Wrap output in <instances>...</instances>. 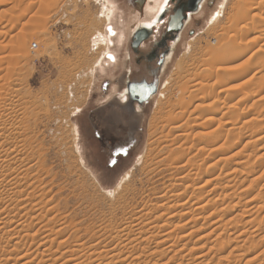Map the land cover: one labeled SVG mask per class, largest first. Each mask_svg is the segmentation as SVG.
Segmentation results:
<instances>
[{
	"label": "rangeland",
	"instance_id": "1",
	"mask_svg": "<svg viewBox=\"0 0 264 264\" xmlns=\"http://www.w3.org/2000/svg\"><path fill=\"white\" fill-rule=\"evenodd\" d=\"M107 1L115 5L112 14ZM137 1L0 0V115L6 111L5 108L11 115L20 114L22 119L19 127L24 135L25 148L29 150L27 154L29 156L34 154V158L39 159L36 155L38 153L39 163H41V170L38 171L37 167L31 170L29 173L31 181L26 182L29 184L36 180L35 188L29 189L25 186L24 189V184L22 188L26 193H32V189L35 195L43 193L36 203L37 208L33 205L36 199L33 195L30 199L32 203L30 200L24 202V209L18 211L20 214L16 209L10 212L11 218L17 221L19 227L23 225V230L28 224L30 225L29 229L33 231L27 232L33 234V241H25L24 231L11 237L9 232V234L6 233L11 227L0 226L2 230L0 231V264H18L17 256H15L18 252H27L30 257L36 258L35 256L44 247V245H38L42 235H45L42 229H49L51 226L54 229L49 238L55 240L53 244L46 242L45 247L51 244L55 257L53 255L47 258L63 256L66 258L62 257L63 259L59 261L65 260L68 263L67 255L68 258L75 257L72 260L76 262L69 264H264V88H259V82H257L259 85L256 83L257 86L254 85L255 82H250L251 84L236 89L240 94L237 97L242 99L237 97L227 99L225 95H219L220 98L216 101L219 106L215 113V121L211 124L204 123L203 129H201L202 126L193 128L192 135H189L193 141L196 139L193 133L197 132L196 129L203 131L202 133L212 130L208 135L211 134L212 137H207L209 140L206 145H208H204L205 151L204 148L202 152L195 150L194 146L188 150V153H191L188 156L196 153L200 157H196L195 160L196 165L202 167H200L202 170L199 175L201 177L199 180L196 179L198 181L196 184L205 182L207 176L203 173L209 171L207 168L211 166L210 163L222 156L215 170L222 176L234 168L235 171L228 176L233 180H231L233 187H231V194L228 196L223 194L227 188L224 187L226 182H223L222 177L220 182H223L221 183L223 186L220 184L212 194L207 195L208 198L213 197L209 203L214 204L205 207L201 213H191L190 216V214H183V209L173 215V212L179 210L176 206L165 210V214L159 216L160 213L155 214L151 208L159 202L157 201L160 200L159 195L166 187L174 184L176 189L173 192H177L183 189L187 181L191 183L188 179L187 181L182 179L179 173L170 170L172 155H169L168 150L176 151L179 143L170 145L169 139L174 138V135L169 137L167 132L171 123L177 120L172 121L171 118L176 116L178 120L180 119L177 120L178 123H182L181 131L190 126V120L186 117H191L190 111L194 109L195 100L186 110L173 102L176 101V92L186 76L191 77V81H201L202 84L214 82L213 78L205 77L207 81L203 80L204 65L202 64L206 58L205 47L212 41L211 39L217 37L219 39L224 32L231 34L235 28L238 29L242 22L239 24L234 22L232 17L230 18L238 0H204L202 8L189 15L181 38L178 37L177 42H174L176 44L174 52L167 61L164 71L162 73L159 71V64L155 61L152 62L155 65L153 73L139 71L141 76L156 80L158 89L140 110L136 130L137 143L128 155L111 153L119 142L124 141L123 130L118 135L122 139H114L109 145L97 138L94 132V128L98 133H103V130H100L101 126L97 121L94 124L95 127H92L89 111L100 103L101 97L98 94L102 91L104 77L107 75H97L99 68L95 65L102 59L104 53L117 49L115 33H110L109 28L112 26L117 30L120 20H125L127 15L131 17L130 22L135 20L133 13L139 8ZM175 1L170 4L167 13H173ZM185 1H176V6L179 7ZM260 1L264 3V0ZM260 1L250 4L255 6L257 3L260 4ZM263 3L257 4L258 8L256 6L257 9L253 11L257 15L255 23L262 25L264 24ZM215 15L218 17L211 24L210 20ZM252 24L251 28H253ZM260 28H257L259 31L251 32V34L246 33L245 30L238 33L242 38L244 34L246 40H252L257 36L255 42L251 41L253 42L251 45L254 49L261 45L259 52L262 51L261 59L264 60V26L263 30ZM164 30L165 25L158 24L149 43L141 44L140 49L147 48L154 40L160 39ZM20 36L24 37L22 48H19L21 50L16 46L17 38ZM109 37L112 40H108ZM170 41L169 38L165 40L167 46L172 44L173 41ZM33 42L37 44L36 48L31 47ZM121 42L123 44L116 51L120 61H122V52L128 54L129 50L126 41ZM162 49H158V55ZM132 57L134 65V56ZM243 58L244 56L239 57L233 64L240 66ZM180 60L182 64L178 68L177 63ZM122 68L119 67L118 71L114 72L115 78L117 75L119 77V74L123 75ZM124 69L126 70L125 67ZM188 71L192 74L186 73ZM250 72L247 76H251ZM231 84L220 83L217 87L221 89V86L224 88ZM189 85L183 88L187 93L192 89ZM76 89L77 94H75ZM90 91L94 92L93 95ZM214 94L215 92L208 96L207 102L214 99ZM181 110L189 114H183V111L180 114ZM195 111L198 110L195 109ZM171 113L174 114L171 115ZM228 120V123H235L236 129L231 134L226 131L227 126L221 124ZM4 124L8 126L6 122ZM214 130H216L215 135L211 133ZM178 133L181 132L178 130ZM256 136H262V139L251 142ZM210 139L213 140V144L212 142L209 144ZM188 144H184L183 147H187ZM5 148H8L6 143ZM242 156L248 158L241 164L234 165L231 161L239 160ZM185 158L186 156L183 157L182 162H185ZM187 167L190 166L187 165ZM192 191V188H187L185 193L176 196V200L180 201ZM22 194L19 198L24 197V193ZM200 196L203 197L201 200L206 197L205 194ZM250 199H252L251 202H248ZM146 207L148 209L150 207L151 210H147ZM4 208L7 210L11 208V205L10 207L0 205V212ZM50 210L53 215L48 214ZM140 211H149V215L154 214L150 215L152 216L150 220L155 221L153 224L156 228L142 226L139 228L141 230H132L133 232H130L126 239L123 238L122 242L111 239L121 225H125L126 221ZM209 211H213V214L208 215ZM154 216L159 217L154 218ZM192 217L197 218L194 223L187 220ZM215 218L220 219L221 227L212 225ZM21 221L24 222L20 223ZM37 228H40L38 232ZM166 233L171 235L164 238ZM59 242L62 244L60 248ZM78 244L81 245L79 249ZM98 252L108 255L106 256L108 259L97 260ZM88 253L92 254L90 258L87 257ZM93 255H96V258ZM112 255L119 260L108 261ZM1 257H6L8 260ZM35 261L34 264H36Z\"/></svg>",
	"mask_w": 264,
	"mask_h": 264
},
{
	"label": "bare ground",
	"instance_id": "2",
	"mask_svg": "<svg viewBox=\"0 0 264 264\" xmlns=\"http://www.w3.org/2000/svg\"><path fill=\"white\" fill-rule=\"evenodd\" d=\"M150 1H152V2H150ZM155 1H157V0H146V3L147 4H145V10L144 11H142L141 12V15H137L136 16V19L135 20H133L132 22H130V20H131V17L130 16H128L127 15V17H125V22H126V20H127V27L128 28H132L134 25H140V24H144V23H146V24H149L150 23V20H151V16H152V14H153V12L155 11V9H156V6H155V4L157 3H155ZM169 1V0H168ZM202 1L203 0H200V2H199V7H200V4L202 3ZM237 1V0H236ZM254 1H257V0H238V2H237V4H236V6L233 8V14H232V16L230 15V18L232 17V19H233V21L234 22H236V23H239V22H242L241 24H242V26L240 27V25L238 26V29H236L235 28V30H234V27H233V30H234V32L233 33H231V34H227L226 32H224L223 34H221V37L218 39V37L217 38H213V39H211L212 41H210L209 42V44H207V46L205 47V56H206V58H205V60H203L204 62V64H202V65H204L203 67V70H202V72H203V74H202V76H203V80H205V81H207V79H209V78H213L214 79V82L213 83H211V84H207V82H205V83H203L202 84V82L201 81H195V80H193V81H191V77H189V78H187V76H186V78H185V80H184V82H181V83H183V84H180V87L178 88V91L176 92V97L175 98H177L176 99V101H174L173 103L175 104V105H178L180 108H183V109H185L186 110V108L188 107V106H190L193 102H194V100H195V103H194V109L192 110V111H190L191 113V117H189V116H187L186 118L188 119V120H190L189 122L191 123H189L190 124V126L186 129V128H184V126H183V128L184 129H186V131H184V129H183V131H181V129L180 128H182V126H181V124L180 123H178V121L180 120H178V117L176 116V117H173V118H171V120L172 121H174V120H176L175 122H172L171 123V126L169 127V131L167 132V133H169V137L171 136V135H174V138L173 137H171L172 139H169V140H171V144H170V141H169V144L170 145H172V143H174L175 145L177 144L178 145V143H179V146H177L178 147V149H176V151L175 150H173V152H171V150L169 149L168 150V152H169V155H172V161H170L171 163L170 164H172V166H169V167H171L170 168V170H172V171H174V172H176L178 175H180V177H182V179H188L191 183H188V181L186 182V184L183 186V189L182 190H179V191H177V192H173V190L174 189H176L175 188V185L174 184H171L170 185V187H166L165 189H163L162 191H161V193H160V195H159V197H160V200H157V201H159V202H157V203H155L154 204V206L153 207H151L152 208V211H154L155 212V214H158V213H160L159 214V216H161V215H163V214H165V210L167 211L169 208H172V207H178L179 208V210H177V211H175V212H173V215L175 214H178L179 213V211H181V210H183L184 212H183V214H190V216L193 214V213H201V211L206 207L207 208V206H209V205H211V204H214L213 202H211V203H209L212 199H213V197H211V198H208V196L207 195H210V194H212L216 189H217V187H219V185L221 184V183H223V182H226V184L224 185V187L225 188H227L226 189V191L225 192H223V194H225V195H229V194H231V187H232V182H231V178L229 179V177L228 176H230L229 174H231L233 171H235L234 170V168H232V170L231 171H229V172H227V173H225L224 175H222L221 176V174L220 173H216V167H217V165H218V163H219V161H220V159H222V156H221V158L219 157V158H217L213 163H210L211 164V166L209 167V168H207V170H209V171H204L205 173H203V175H206L207 176V179L206 180H204L205 182H203V184H201V183H199V185H197L196 183L198 182L196 179H198L199 180V177H201V176H199L200 174H201V165H196L197 163H195V160L199 157V156H197V154L196 153H193V151H192V155L191 156H188V154H191V153H188V150L192 147V146H194V147H196L195 148V150H200L201 152H202V150H203V148H204V145H206V143H207V141L209 140V138H207V137H210L211 136V134H210V136H208L209 135V132L210 131H212V130H210V131H208L207 133H202L203 131H200L199 129H196L197 130V132H193V133H195V135H194V137L196 138H194L195 140H193V141H191V139L189 138V135L191 136L192 134H191V130L193 129V128H195V127H199V128H201V126H202V128L201 129H203L204 128V126H203V124L205 123V124H207V123H212V122H214L215 121V119H216V116H215V113H216V110H218V106H217V102L216 101H218L219 100V95H221V94H223V95H225V97L227 98V99H230V98H235V97H237V96H239L240 94H239V92H238V90H236V89H239V88H243V87H245V85L247 86V84H249L250 82H255L254 83V85L257 83V82H259V88L260 89H262V88H264V72L262 73V70H264V60L263 59H261L262 57H261V52H259L260 51V46H258L256 49H254L253 47H252V45H251V43H253V42H255L254 40H256V37L257 36H255V38L253 37V39L252 40H246L245 38H244V34H243V38H242V36L240 37L239 36V33L238 32H240L241 33V31H244L245 30V32L246 33H250L251 34V32H257V28H260V27H262L263 28V26H264V24L262 25L261 23L259 24V23H255V20H256V17H257V15L253 12L254 11V9L256 8V6H257V8H258V5H260L261 3H263V2H261L260 0V4H258L257 2V4L255 5V6H251V2H254ZM186 2V1H185ZM107 3H109V10L111 11V14L113 13V7H115V5H114V3L113 2H108L107 1ZM149 3H151V4H149ZM153 3H155V4H153ZM183 4V3H182ZM250 4V6H248ZM263 5H264V3H263ZM262 5V6H263ZM165 6V5H164ZM180 6V5H179ZM183 6H185V3L183 4ZM199 7L196 9V11L199 9ZM178 8V7H177ZM256 8V9H257ZM261 8V7H260ZM263 8H264V6H263ZM163 10V9H162ZM160 11L161 13H159V16H158V18L154 21V22H157V21H159L161 18H162V16H163V14H164V11H167V7L165 6L164 7V10L163 11ZM262 10V9H261ZM187 12V14L186 15H184L183 14V12ZM256 11V10H255ZM132 12V11H131ZM195 12V11H194ZM105 13V12H104ZM151 13V14H150ZM191 13H193V12H188V9L187 8H185V9H183L182 10V19L184 20V19H188L189 18V15L191 14ZM260 14V13H259ZM262 14V13H261ZM103 15V14H102ZM105 15H106V13H105ZM108 15V14H107ZM109 16V15H108ZM175 16V18L176 17H178L179 16V14L176 16V15H174ZM217 17H218V15L216 16H214L210 21H211V24H213L215 21H216V19H217ZM258 17H260V16H258ZM230 18H229V20H230ZM227 19H228V17H227ZM259 19V22L261 21L260 20V18H258ZM263 19V18H262ZM129 20V21H128ZM123 21H124V19H123ZM232 22V21H231ZM258 22V21H257ZM251 23H253L252 24V27L253 28H251L250 26H251ZM119 24H120V27H121V30L123 31V28H122V23H120L119 22ZM250 24V25H249ZM183 25L184 24H182V27H183ZM235 25V24H234ZM231 26V25H230ZM232 26H233V24H232ZM181 27V28H182ZM226 27V26H225ZM249 27L252 29H249ZM146 29L145 30H147L148 29V27H145ZM181 28H180V30H181ZM230 28V27H229ZM262 28H260L261 30H263ZM109 29H111V31H109L110 33H115V35L114 36H116V42L117 43H119L121 40H122V38H123V36H124V34L122 33V32H116L117 30L115 29V28H113L112 26H110V28ZM231 29V28H230ZM118 30H119V28H118ZM180 30L179 31H177V34L175 35V37H173V39H172V41L173 42H175L176 41V39L178 38V33L180 32ZM259 31V30H258ZM261 32V31H260ZM147 33V32H146ZM221 33H222V31H221ZM242 33H244V32H242ZM258 34H259V32H258ZM218 35H219V33H218ZM261 35H263V33L261 34ZM215 37V36H214ZM259 39L261 38V37H258ZM23 39H24V37H22V36H20V37H18L17 38V41H16V46H17V48L19 49V48H22L21 46V44H22V42H23ZM108 40H112V38H110L109 37V39ZM117 40H119V41H117ZM137 41H139L138 40V37H137ZM251 41H253V42H251ZM113 42V41H112ZM207 43V42H206ZM262 44V43H261ZM36 47H37V44H36ZM36 47H34V48H36ZM251 47L254 49H252L251 50ZM117 48V47H116ZM19 50H21V49H19ZM114 51H116V49L114 50ZM26 52V51H25ZM106 53H109V54H111V56L113 57V51L112 50H110V51H107ZM169 53H170V46L168 47V51H167V53H166V55H169ZM103 56H104V54H103ZM241 56H244V60H242V62H241V65L240 66H236L235 64H233L235 61H237L238 59H239V57H241ZM103 59H101V60H99V62L97 63V65H95V66H97L98 68H99V70H102L103 69V61H102ZM182 64V61L180 60L178 63H177V65H178V68H180V65ZM240 64V63H239ZM97 67H95V69L97 68ZM194 67V66H193ZM254 69V70H253ZM253 71L252 73L250 72V71ZM189 72L190 71H188V72H186V73H188L189 74ZM194 72V71H193ZM251 73V76L249 75V76H247V74L248 73ZM195 73H196V71H195ZM190 74H192L191 72H190ZM187 75V74H186ZM195 75V74H194ZM198 75H199V73H198ZM190 76V75H189ZM192 76V75H191ZM197 76V75H196ZM200 76V75H199ZM193 77H195V76H193ZM205 77H207V79L205 78ZM249 77V78H248ZM198 78V77H197ZM202 78V77H201ZM194 79H196V78H194ZM200 80V79H199ZM195 81V82H194ZM188 83H190V85L188 84ZM215 83V84H214ZM220 83H234V84H231V85H228V86H226V87H224V88H222L223 86H221L220 88L221 89H219V87H217V85L219 86V84ZM251 84V83H250ZM257 84H256V86H257ZM186 85H189L190 87L192 86V89L189 91V93H187L186 92V90L185 89H183L184 87H187ZM253 85V84H252ZM188 86V87H189ZM248 86H251V85H248ZM217 87V89H215ZM251 88H252V86H251ZM190 89V88H189ZM254 90V89H253ZM75 91H77L75 94H77L78 93V90L76 89ZM82 91H83V89H82ZM237 91V92H236ZM195 92V93H194ZM213 92H215V94L213 95L214 96V99L213 100H211V101H208L207 102V99H209L208 98V96H211V94L213 93ZM245 92V91H244ZM187 93V94H186ZM194 94V95H193ZM244 94V93H243ZM246 94H247V92H246ZM242 95V94H241ZM76 97V96H75ZM224 97V98H225ZM238 98V97H237ZM238 99H242V98H238ZM245 99V98H244ZM139 101L141 102V98L139 99ZM240 101V100H239ZM238 101V102H239ZM173 105V104H172ZM221 106V105H220ZM222 107H223V104H222ZM226 107V106H225ZM221 108V107H220ZM12 109V108H11ZM188 109V108H187ZM195 109H197L198 111H195ZM230 109V108H229ZM4 110H6V111H3V113L0 115V118H2V119H0V122L1 121H3L2 122V124L0 125V205H3L4 207H10V205H11V208H8L7 210H5V208L3 209V211L2 212H0V226H2V225H5V228H6V226H9V227H11V229L9 228V230L6 232V233H10V236L12 237V235H18L19 234V232L20 231H24V233H23V236H25V237H23L24 239H25V241L26 240H29V241H33L34 239H33V234H30L29 232H27V231H29L30 229H29V224H28V226L23 230V225L21 226V227H19V224L17 223V221H15L13 218H11V216H10V212H12V210H15L16 209V211L18 212V211H20L21 209H24L23 208V204H24V202H26V201H28V200H30L32 197H33V195H34V197L36 198V199H34V206L36 207V203L39 201V199L42 197V192H41V194H37V195H35V192L33 191V189L35 188L34 187V184L37 182L36 180L35 181H32V182H30L29 184H27L29 181H31V176L29 175V173H31V170L33 171L34 170V168H36L37 167V170L39 171V170H41L40 169V167H41V163H39V160H40V155L37 153L36 155L38 156V158L39 159H37V157L36 158H34V154L31 152V154H33V155H31V156H33V157H31V156H29V154H27L28 152L27 151H29V150H26V148H25V141H24V135H23V132L21 131V129H20V127H19V124L21 123V117L18 115V116H14V115H11L10 114V112L9 111H7V109L5 108ZM14 110V109H13ZM180 110V109H179ZM185 110H181V111H179V113L181 114V112L183 111L184 113L183 114H185L186 112H185ZM225 110V109H224ZM174 111V110H173ZM169 113H170V109H169V111H168ZM218 112V111H217ZM169 113L167 114L168 116H169ZM178 113V114H179ZM188 113V112H187ZM186 113V114H187ZM4 114V115H3ZM174 114V113H173ZM172 113H171V115H173ZM189 114V113H188ZM233 114V113H232ZM232 114H231V116H232ZM170 115V116H171ZM167 116V117H168ZM182 116V115H181ZM181 116H179V117H181ZM183 116H185V115H183ZM215 116V117H214ZM18 117H20V118H18ZM166 117V116H165ZM189 117V118H188ZM202 117H204V118H202ZM262 117V116H261ZM202 118V120H200ZM220 118H222L221 116H220ZM230 118V117H229ZM260 118V117H259ZM183 119V118H182ZM234 119V118H233ZM8 120H10V122L8 121ZM258 120V119H257ZM256 120V121H257ZM8 121V122H7ZM167 121H168V119H167ZM233 121V120H232ZM4 122H6L7 123V125L8 126H6L5 124H4ZM229 122V120L228 121H226V123L224 122V123H221L222 125L224 124V125H226L227 126V128H226V131H228V133L229 134H231V133H233V130L234 129H236L235 128V123H228ZM175 123V124H174ZM188 123V122H187ZM217 123H219V122H217ZM25 124V123H24ZM167 124H168V122H167ZM184 124L186 125V123L184 122ZM189 124H187V125H189ZM22 125H23V122H22ZM24 126V125H23ZM22 126V127H23ZM186 127V126H185ZM217 128H218V126H217ZM24 129H25V127H24ZM219 129V128H218ZM178 130L181 132V133H178ZM198 130H199V132H198ZM216 130H214L213 132H211V133H214V135H215V132ZM177 132V133H176ZM222 133V132H221ZM213 135V136H214ZM164 136H166L165 134H164ZM163 136V137H164ZM205 136H206V138H205ZM212 137V136H211ZM210 137V138H211ZM215 137H217V136H215ZM167 138V137H166ZM165 138V139H166ZM190 139V140H189ZM214 139H217V138H214ZM262 139V136H256L253 140H251V142H258V141H260ZM192 143H191V142ZM195 141V142H194ZM213 140H211L210 139V143L209 144H211V142H212ZM177 142V143H176ZM5 143L6 144H8V148H5ZM165 143V142H164ZM187 143H189L188 144V146L186 147H183L184 146V144H187ZM215 143V142H214ZM25 144V145H24ZM168 144V145H169ZM212 144H213V142H212ZM208 145V144H207ZM206 145V146H207ZM176 147V146H175ZM193 147V148H194ZM211 149V148H210ZM24 150H25V152H24ZM204 151H205V148H204ZM170 152L172 153V154H170ZM201 152L199 153V154H201ZM211 152V151H210ZM184 156H186V158H185V162H182V161H184L183 160V157ZM43 157V156H42ZM197 157V158H196ZM200 158V157H199ZM247 158L248 157H240V159L239 160H236V161H234V160H231V161H233V163H234V165L235 164H241V163H243L244 161H246L247 160ZM42 159V158H41ZM170 159V158H169ZM201 159H202V157H201ZM198 160H200V159H198ZM203 162H204V160H203ZM189 163V164H188ZM189 165L190 167H187L186 168V166L187 165ZM207 166V165H206ZM201 167V168H200ZM43 168V167H42ZM204 170V169H203ZM30 171V172H29ZM203 172V171H202ZM175 173V174H176ZM172 174H173V172H172ZM38 175V174H37ZM36 176V175H35ZM35 176H34V178H35ZM43 176V175H42ZM156 176V175H155ZM125 177V176H124ZM124 177L122 178V180L124 179ZM179 177V176H178ZM222 177H223V179H224V181L223 182H220L221 180H222ZM32 178H33V176H32ZM40 179V178H39ZM195 180H196V182H195ZM233 181V180H232ZM27 182V183H26ZM38 182H40V181H38ZM120 183H121V181H120ZM183 183V182H182ZM23 184H24V189H25V186L26 187H29V189H31V187L33 188L32 189V193H26L25 191H24V189L22 188V186H23ZM43 184V183H42ZM201 184V185H200ZM234 184V183H233ZM222 185V184H221ZM37 186H40V185H37ZM168 186V185H167ZM209 187V188H205V187ZM223 186V185H222ZM165 187V186H164ZM192 188V192L189 194V195H185V197H183L180 201L179 200H176V196H178V195H182L183 193H185L186 192V190H187V188ZM233 188V187H232ZM197 190V191H196ZM39 191V190H38ZM229 191V192H228ZM226 192H228L227 194H226ZM234 192V191H233ZM243 192H244V190H243ZM22 193H24V197L23 198H19V196H22L23 194ZM26 194V195H25ZM46 194V193H45ZM202 194H205V199L204 200H201L203 197L202 196H200V195H202ZM234 194V193H233ZM235 195V194H234ZM240 195V194H239ZM202 197V198H201ZM251 200L252 199H250V200H248V202L250 201L251 202ZM31 201V200H30ZM41 201H43V200H41ZM45 201V200H44ZM28 203V202H27ZM31 203H32V201H31ZM148 203V202H147ZM39 205V204H38ZM51 205V204H50ZM29 206V205H28ZM57 206V205H56ZM144 206V205H143ZM146 206V205H145ZM2 207V206H1ZM46 207V206H45ZM150 207H149V209H150ZM252 207V206H251ZM37 208V207H36ZM36 208H35V210H36ZM147 208V207H146ZM161 208V209H160ZM52 209V208H51ZM141 209H143V208H141ZM145 209V208H144ZM143 209V210H144ZM148 208H147V210H149ZM49 210V209H48ZM127 210V209H126ZM151 210V209H150ZM176 210V209H175ZM215 210V209H214ZM133 211V210H132ZM151 211V212H152ZM204 211V210H203ZM46 212H48V211H46ZM149 211H140L137 215H135L132 219H130V220H128V221H126V223H125V225H121L120 226V229L117 231V232H113L114 234H113V237L111 238V239H116V240H118V241H120V242H122V240H123V238H125V237H127V235H129V233L131 232H133L132 230H138L139 228H142V226L144 227H155L156 228V225H154L153 223H155V221L154 220H150L151 219V217H150V215L152 214H150L149 215V213H148ZM19 213V212H18ZM51 213V210L48 212V214H50ZM54 213V212H53ZM192 213V214H191ZM20 214V213H19ZM52 214V213H51ZM57 214V213H56ZM55 214V215H56ZM182 214V215H183ZM211 214H213V211H209V214L208 215H211ZM53 215V214H52ZM152 215H154V214H152ZM199 215V214H198ZM198 215H196V217L198 216ZM202 215V214H201ZM17 216H18V214H17ZM59 216V215H58ZM158 216V217H159ZM185 216V215H184ZM189 216V217H190ZM156 216H154V218H155ZM158 217H156V218H158ZM17 218V217H16ZM57 218V217H56ZM188 218V217H187ZM63 219V218H62ZM197 218H194V217H192L191 219H187L188 221H193V223H194V221L196 220ZM256 219V218H255ZM254 219V220H255ZM107 220V219H106ZM19 221V220H18ZM25 221V220H24ZM24 221H21L20 223H22V222H24ZM49 221V220H48ZM63 221V220H62ZM122 221V220H121ZM61 222V221H60ZM250 222H252V220L250 221ZM255 222H257V221H255ZM213 224L212 225H215V227H217V226H219V227H221V225H220V219L219 218H215L214 220H213V222H212ZM26 224V223H25ZM24 224V225H25ZM45 224H46V222H45ZM50 224V223H49ZM124 224V223H123ZM156 224H157V222H156ZM160 224V223H159ZM253 224V223H252ZM255 224V223H254ZM63 225V224H62ZM166 225V224H165ZM46 226V225H45ZM48 226V225H47ZM50 226V225H49ZM48 226V227H49ZM164 226V225H163ZM37 227V226H36ZM54 227V226H53ZM219 227H217V228H219ZM31 228V227H30ZM41 228V227H40ZM39 228V229H40ZM72 228V227H71ZM164 228V227H163ZM217 228H214V229H217ZM226 228V227H225ZM2 229V228H1ZM39 229L37 228L36 230H37V232L39 231ZM54 229V228H53ZM53 229H52V226L49 228V229H42L43 231H44V233H45V235L43 234L42 236V240H41V242H39L38 243V245H44V247H45V243L46 242H48V243H52L53 244V241L55 240V239H52V238H49V236H50V234L53 232ZM150 229V228H149ZM257 229V228H256ZM4 230V229H3ZM76 230V229H75ZM139 230H141V229H139ZM157 230V229H156ZM0 231H2V230H0ZM30 231H33L32 229L30 230ZM113 231V230H112ZM153 231V230H152ZM5 232V231H4ZM58 232V231H57ZM75 232V231H74ZM74 232H73V234H74ZM111 232V231H110ZM119 232V233H118ZM166 232V231H165ZM170 232V231H169ZM1 233V232H0ZM8 233V234H9ZM76 233V232H75ZM171 233V232H170ZM3 234V233H2ZM134 234V233H133ZM137 234V233H136ZM172 234V233H171ZM171 234H169V233H166V234H164L165 236H163L164 238H166V237H169V235H171ZM4 235V234H3ZM112 235V234H111ZM22 236V235H21ZM186 236V235H185ZM6 237V236H5ZM9 237V236H8ZM14 237V236H13ZM150 237V236H149ZM141 238V237H140ZM162 238V237H161ZM163 238V239H164ZM4 239V238H3ZM10 239V238H9ZM22 239V238H21ZM84 239V238H83ZM82 239V240H83ZM126 239V238H125ZM128 239V238H127ZM130 239V238H129ZM97 240V239H96ZM6 241V240H5ZM69 241V240H68ZM127 241V240H126ZM4 242V241H3ZM61 242V241H60ZM60 242H59V244H60ZM119 242V243H120ZM251 242V241H250ZM2 243V242H1ZM63 243V242H62ZM74 243V242H73ZM80 243V242H79ZM25 244V243H24ZM58 244V245H59ZM64 244H66V243H64ZM22 245V244H21ZM48 245V244H47ZM62 244H60L59 245V248H60V246H61ZM68 245H70V244H68ZM120 245H123V244H120ZM125 245V244H124ZM123 245V246H124ZM34 246V245H33ZM79 246H81V245H79L78 244V249L80 248ZM83 246V245H82ZM27 247H29V246H27ZM40 247V246H39ZM42 247L41 249L42 250H40L39 252L37 251L38 249H36V252H38L39 254L37 255V256H35L36 258H38V260L36 259V258H34V257H30V254L28 253L27 254V252H22V253H20V252H16L17 253V255H15V253H14V255L15 256H17V258L16 259H18V264H34V261L36 262V264H69V263H72L73 262V258H75V257H73L72 258V256H71V258H68V255H67V261H69L68 263L65 261V260H62L61 262L59 261V260H61V259H63V258H66V257H57V258H47V257H50V256H52L53 257V255H54V257H55V254L53 253V251H52V247L53 246H51V244L50 245H48L47 247ZM58 247V246H57ZM76 247H77V245H76ZM16 248V247H15ZM19 248V247H18ZM65 248V247H64ZM67 248V247H66ZM83 248H84V246H83ZM92 248H94V247H92ZM96 248V247H95ZM126 248V247H125ZM61 249H62V247H61ZM69 249V248H68ZM71 249V248H70ZM85 249V248H84ZM121 249H122V247H121ZM76 250V249H75ZM91 250V249H90ZM94 250V249H93ZM124 250V249H123ZM122 250V251H123ZM5 251V250H4ZM28 251V250H27ZM56 251V250H55ZM62 251V250H61ZM66 251V250H65ZM82 251V250H81ZM86 251V250H85ZM88 251V250H87ZM13 252V251H12ZM35 252V253H36ZM78 252V251H77ZM104 252V251H103ZM8 253H10V251L8 252ZM7 253V254H8ZM58 253H60V252H58ZM73 253H75V252H73ZM93 254L95 253V252H92ZM105 253V252H104ZM3 254V253H2ZM6 254V255H7ZM70 254V253H69ZM77 254V253H76ZM110 254V253H109ZM122 254V253H121ZM126 254V253H125ZM4 255V254H3ZM61 255H63V254H61ZM66 255V254H65ZM73 255V254H72ZM85 255H86V253H85ZM88 256L87 257H91V255H90V253H88L87 254ZM120 255V254H119ZM14 256V257H15ZM32 256H34V255H32ZM39 256V257H38ZM74 256H75V254H74ZM94 256V255H93ZM93 256H92V259H93ZM106 256H108V255H106V254H99V252H98V254H97V260L99 259H101L102 258V260L104 259V258H107ZM116 256V255H115ZM126 256V255H125ZM44 257H46L47 259H45ZM81 256H79V258H80ZM86 257V256H85ZM95 258H96V255L94 256ZM128 257V256H127ZM201 257V256H200ZM1 258H4V257H1ZM6 258V257H5ZM4 258V259H5ZM10 258H11V256H10ZM77 258V257H76ZM88 258V259H89ZM7 259V258H6ZM12 259V258H11ZM78 259V258H77ZM84 257H83V261H84ZM87 259V260H88ZM108 259V258H107ZM119 260V258L118 257H114V255H112V257H109V260L108 261H110V262H112L113 260ZM201 259V258H200ZM3 260V259H2ZM8 260V259H7ZM34 260V261H33ZM76 260V259H75ZM91 260V259H90ZM97 260L95 261V262H97ZM128 260V259H127ZM4 261V260H3ZM17 261V260H16ZM51 261V262H50ZM81 261V260H80ZM79 261V262H80ZM86 261V260H85ZM201 261V260H200ZM74 262H76V261H74ZM73 262V263H74ZM78 262V261H77ZM99 262V261H98ZM109 262V263H110ZM80 263H82V262H80ZM100 263V262H99ZM121 263V262H120ZM138 263V262H137ZM200 263V262H199ZM104 264V263H103ZM118 264V263H117ZM124 264V263H123ZM130 264V263H129Z\"/></svg>",
	"mask_w": 264,
	"mask_h": 264
},
{
	"label": "flooded vegetation",
	"instance_id": "3",
	"mask_svg": "<svg viewBox=\"0 0 264 264\" xmlns=\"http://www.w3.org/2000/svg\"><path fill=\"white\" fill-rule=\"evenodd\" d=\"M173 1L175 0H169L167 5H165L164 0L155 1V3L156 2L157 3L156 4L153 3V4H155L156 9L151 16V20L149 24L144 23L138 26L134 25L130 29L127 27V22L121 19L120 23H122V28H123V31L121 30V32L124 34L122 40H125L126 44L129 45L128 54L127 53L125 54L124 51L122 52V61H120L121 59L119 57V54H116L117 49H119L120 46L123 44L121 40L119 43H116L117 49L116 51H113V57L109 53H104V56L102 55L103 69L99 70L97 68L98 69L97 75L98 74L99 75L107 74V75H105L104 77L105 81L103 80L104 82L102 84V91L98 94L101 97L100 103L89 111L91 116V119L90 118L89 119L93 128L95 127L94 124H96V121L101 126L100 130H103V133H98V131H96L95 128H94V132L97 138L103 141L106 145H109L111 141L114 139L121 140L122 138H119L118 135L122 133V130L124 131V135H125L124 141L122 143L119 142V144L112 149L111 153H113L114 155L126 156L130 152V150L133 147H135L138 136L136 130L138 129L137 125L139 123L140 110L143 109V106L147 104L148 100H150L153 94H155V93L150 94L148 91L149 87L143 86V84L141 85V82L143 83V81H145L151 85V83H155L156 80H150L145 76H141L139 74V71L142 72L143 70L144 72L147 71L153 73V71L155 70V65L152 62L155 61L157 64H159L158 61L161 60L162 62L161 64H159L160 67L159 71L162 73L166 67L167 61L171 58L172 53L174 52L176 44L172 42V44L169 45L170 53L169 55H166L169 46H167L165 40L167 38H170L171 34L169 32H166L165 30H164L165 32L163 31L164 33H161L160 39H156L153 42L151 40L152 43L148 45L147 48L140 49L141 44L146 42L149 43L150 39L153 37L152 33L156 29V26H158V24H163V26L167 25L166 20L168 21L170 16L172 15V13L169 14V12L167 13V11L169 9L170 4ZM176 1L174 3L175 6H176ZM137 2L139 3L138 5L139 8L136 9V11L134 10L135 12L133 13V17H136L137 15H141V12L145 10V4H147L146 0H138ZM203 2L204 0L200 4L198 10L202 8ZM164 5L167 7V11H164L162 18L159 21L154 22L158 18L159 13H161L160 11L162 9L164 10L165 7ZM175 6L174 8L177 7ZM183 14L186 15L187 12L184 11ZM186 22L187 20L185 21V23H183L184 25L181 28L180 32L178 33V37L180 38ZM149 25H151V27H149ZM145 27H148L147 33L146 34L142 33L141 36L138 37L139 41L136 42L135 47H132L133 33L139 29L145 30L146 29ZM119 28H120V24H119ZM116 32H119V30L117 29ZM178 39L179 38L176 39V42ZM158 49L159 50L162 49L159 52V55L157 53ZM132 56H134V62H135L134 65H133ZM119 67L120 69L121 67H123L122 68L123 75L120 76L119 74V77L117 75V78H115L116 73L114 72H117ZM124 67L126 68V70L124 69ZM93 93L94 92H92V95ZM147 95L148 97L146 101L141 100L142 108L140 109L139 99L144 98Z\"/></svg>",
	"mask_w": 264,
	"mask_h": 264
},
{
	"label": "water",
	"instance_id": "4",
	"mask_svg": "<svg viewBox=\"0 0 264 264\" xmlns=\"http://www.w3.org/2000/svg\"><path fill=\"white\" fill-rule=\"evenodd\" d=\"M199 2H200V0H186L185 6H183V4H181L178 8L176 7V8L172 9L173 13L170 16L169 20L167 21V25L165 26L166 27L165 31L169 32L171 34L169 39H173V37H175V35L177 34V31L180 30V28L182 27V24L185 23V21H186V19H184V20L182 19V10L187 8L188 12H194L199 7V5H198ZM178 14H179V16L175 18L174 15L177 16ZM146 32H147V30L139 29L133 33L132 47H135L136 42H137V37L141 36L142 33L146 34ZM161 62H162L161 60L158 61L159 64H161ZM142 84H143V86L149 87L148 91L150 94H153L157 89L156 83H151V85H150L147 82L143 81V83L141 82V85ZM147 97H148V95L144 98H141V100L146 101Z\"/></svg>",
	"mask_w": 264,
	"mask_h": 264
},
{
	"label": "snow or ice",
	"instance_id": "5",
	"mask_svg": "<svg viewBox=\"0 0 264 264\" xmlns=\"http://www.w3.org/2000/svg\"><path fill=\"white\" fill-rule=\"evenodd\" d=\"M164 3H165V5H167L168 0H164ZM149 27H151V25H149ZM109 31H111V29H109Z\"/></svg>",
	"mask_w": 264,
	"mask_h": 264
},
{
	"label": "built area",
	"instance_id": "6",
	"mask_svg": "<svg viewBox=\"0 0 264 264\" xmlns=\"http://www.w3.org/2000/svg\"><path fill=\"white\" fill-rule=\"evenodd\" d=\"M31 47H32V48L36 47V43H34V42L31 43Z\"/></svg>",
	"mask_w": 264,
	"mask_h": 264
},
{
	"label": "crops",
	"instance_id": "7",
	"mask_svg": "<svg viewBox=\"0 0 264 264\" xmlns=\"http://www.w3.org/2000/svg\"><path fill=\"white\" fill-rule=\"evenodd\" d=\"M136 1H137V0H136ZM139 104H140V106H139V107H140V109H141V108H142V104H141V102H139ZM79 110H80V109H79ZM119 147H120V146H119Z\"/></svg>",
	"mask_w": 264,
	"mask_h": 264
}]
</instances>
